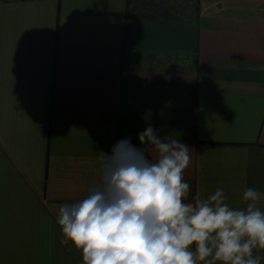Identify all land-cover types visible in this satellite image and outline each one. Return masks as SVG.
I'll return each mask as SVG.
<instances>
[{
	"label": "crops",
	"instance_id": "1",
	"mask_svg": "<svg viewBox=\"0 0 264 264\" xmlns=\"http://www.w3.org/2000/svg\"><path fill=\"white\" fill-rule=\"evenodd\" d=\"M149 126L190 149L186 202L264 211V0H0V264H82L59 207Z\"/></svg>",
	"mask_w": 264,
	"mask_h": 264
},
{
	"label": "clouds",
	"instance_id": "2",
	"mask_svg": "<svg viewBox=\"0 0 264 264\" xmlns=\"http://www.w3.org/2000/svg\"><path fill=\"white\" fill-rule=\"evenodd\" d=\"M139 141L144 147L128 138L99 152L87 195L59 207L61 244L79 250L82 264H261L254 255L264 249L260 191H244L243 210L226 203L223 188L186 202L189 147L151 126Z\"/></svg>",
	"mask_w": 264,
	"mask_h": 264
}]
</instances>
